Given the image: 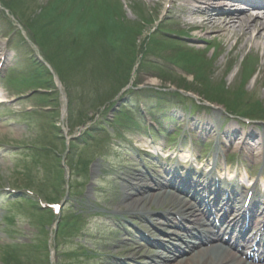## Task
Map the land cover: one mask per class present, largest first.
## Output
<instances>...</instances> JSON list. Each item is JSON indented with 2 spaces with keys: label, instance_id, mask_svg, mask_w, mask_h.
I'll list each match as a JSON object with an SVG mask.
<instances>
[{
  "label": "rangeland",
  "instance_id": "374dc122",
  "mask_svg": "<svg viewBox=\"0 0 264 264\" xmlns=\"http://www.w3.org/2000/svg\"><path fill=\"white\" fill-rule=\"evenodd\" d=\"M123 1V0H122ZM131 1H143V0H131ZM145 2H148V1H152V0H144ZM161 14H162V12H161V10H160V12H159V16H158V20L160 19V18H162V16H161ZM157 20V21H158ZM150 23V26H151V28L153 27V24H151V21L149 22ZM155 26H156V24H155ZM152 29H154V28H152ZM227 36L228 37H230L231 38V41H229V42H227V40L226 39H222V38H217V40L221 43V45H222V47H220V49H219V51H218V60L220 61L221 59H223V57L225 58V57H227V53L229 52L228 50H230L231 49V45L232 44H234V42H235V40L237 39L236 37H234V36H231V34H227ZM210 37H212V35L210 34ZM242 44H240V46H241ZM194 47H199V46H194ZM206 46H204V45H200V48H205ZM246 47H249V45H247ZM183 49V48H182ZM183 50H185V49H183ZM249 50V49H248ZM254 51H256V50H254ZM253 51V52H254ZM246 51H242V50H240V49H238V50H235L233 53H234V55H235V59H236V63L238 64V63H241V61L243 60V58H245L244 56H242V54L243 53H245ZM257 52V51H256ZM255 53V52H254ZM208 55V59H210L211 58V53H209V54H207ZM255 55H257L258 56V54H255ZM233 56V55H232ZM256 56V57H257ZM260 58H258V59H256L257 60V63L255 64V65H253V69H254V71L256 70L257 72H256V74L258 73H260L262 76L260 77V80H259V83L258 84H255L254 85V82L252 81L251 83H249L248 84V86H247V90L248 91H255V90H257V92H258V94H261V96H262V99L264 100V83H263V85H260V86H257V85H259V84H261V82H262V80H264V60H263V58L261 57V56H259ZM202 65H203V62H202V60H200V59H197ZM196 63V62H195ZM74 65H70V67H73ZM236 67H240V65H236ZM77 69V68H76ZM76 69H74L73 71L76 73L77 72V70ZM79 69V68H78ZM239 70H240V68H238V69H233L232 70V73H231V77H232V80H233V77L235 76V78H236V76H237V73L239 72ZM219 72H220V70L219 71H216V75L217 74H219ZM223 73V72H222ZM221 73V74H222ZM255 74V77L258 75H256ZM240 76V74L237 76V78ZM75 78L77 77V76H74ZM217 78V77H216ZM236 78V79H237ZM215 79V78H214ZM217 79H220V78H217ZM223 79V78H222ZM227 79V81L230 83L232 80H229L228 78H225V80ZM141 81H145V80H147V76H143V78L141 77V79H140ZM224 80V79H223ZM224 80V81H225ZM188 82H190L189 80H187ZM213 81H215V80H213ZM219 81H221V80H219ZM149 81L147 80L146 81V83H148ZM227 83V82H226ZM60 85V88H61V90L64 92V96L66 97V99L68 98V97H70L69 95H70V90L68 89V88H66L67 87V85L66 84H59ZM161 86H164V84H160L159 83V87H161ZM229 86V85H228ZM257 86V87H256ZM86 87V86H85ZM158 87V88H159ZM3 89H5V90H8V88L6 87V86H4L3 87ZM10 92V91H9ZM118 94V93H117ZM117 94H115V95H117ZM7 94H4V96H6ZM106 100V97L104 98V101ZM103 101V102H104ZM105 102H107V100L105 101ZM124 101L122 100V103H123ZM55 103H57V102H55ZM105 104L106 103H103L101 106H100V108H103L104 106H105ZM24 105H25V108L23 107H20L21 109H23V110H21L20 112H27L26 111V109L27 108H31L33 105H36V103H35V101L34 100H32V99H30V100H28L26 103H24ZM16 108H18V106H16ZM16 110H14L13 109V111L10 113V115H9V120L8 121H6V122H4V121H2L3 119H0V122H3V123H1L0 124V141H3V142H5V144L7 145V146H10V147H12V148H17V147H19V146H21V144H24V140H27V138H31V139H33V138H38V144H37V146H39L42 150H38L36 153H35V155H32V158L31 157H29V159L27 160V162H29V163H27V164H29V171H30V173H32V175L33 176H35V177H37V176H39L40 175V173L41 172H43L44 173V175L46 176V177H48V178H50L51 177V175H52V167H51V160L53 159L50 155H48L47 153H45V148H46V146H41L42 144H43V142H44V138H43V136H41V134L42 133H44L45 131H44V128H43V118H44V115H42V117H41V119H40V121H36L35 119H34V117H30V120H32V122H33V124H34V127L31 125V124H29L30 125V129H28L26 126H23V127H25L26 128V130H24V132H21V134H19V133H17V131L14 129V127H16L17 125H15V124H17L16 123V121H20L21 123H23V122H25V121H22L20 118H18L17 116H16ZM95 113V109H90V110H87V111H85V112H83V113H80L79 111H77V119L75 120V126L77 127V129H83L84 127H85V125L87 124V123H89L90 122V118H91V116L93 115ZM116 114H118V109H117V111H115V115ZM149 116H151V117H148V116H144L143 117V121H144V123L145 124H147L146 122H148L149 124H154V126H160V127H162V128H164V126L167 128H169V129H173V121L175 122V119H174V117L172 116V115H170V114H165V113H162V112H160L158 109H156V112H155V115L154 116H152V115H149ZM6 119H7V117H6ZM117 122H120V124H121V126L123 127V125L125 124L124 123V121H118V119H115ZM177 121V120H176ZM54 122V119H52V123ZM8 123H12L13 125H10L9 126V128H7L8 130H6L5 129V127H3V125H5L6 126V124H8ZM20 123V124H21ZM177 123H179V124H182V122H178L177 121ZM27 125V124H26ZM106 127H109V125L108 124H106ZM119 128V133L120 132H123L124 131V128ZM152 127V126H151ZM2 130H4V131H2ZM95 132L96 133H98L99 135H101V134H107L108 133V131L107 130H105V129H103V128H98V129H96L95 130ZM69 134H71L72 135V133L70 132ZM168 134H170V131L168 132ZM109 135V134H108ZM74 136V135H73ZM134 139V143L136 144V145H139V146H141V147H144V145H145V142H144V140H143V138L141 137V136H139V137H136V138H133ZM111 140H113L112 138H111ZM109 142V141H108ZM54 143V142H53ZM71 145H68L67 144V146H65L66 147V149H68L69 147H70ZM57 147L59 148V150H60V152H62V151H64L65 152V147L63 148L62 146H58L57 145ZM4 148H6V149H8V147H4ZM115 149H117L116 147H114ZM81 149V148H80ZM80 149H78V150H76V149H74L73 151H71L69 154L70 155H72L73 156V159H74V161H76L77 159L75 158V156H76V154L78 153V157H79V155L81 154V151H80ZM0 152H1V154H0V156L2 157V156H4V155H6V152H4V151H1L0 150ZM113 152V151H112ZM60 154H62V153H60ZM123 154H122V152H120V150H117V158H116V161L118 160V162H119V164L121 165V164H124V162L125 163H127L128 161H127V159H128V157H125V156H122ZM46 156V158H44ZM37 158L39 159V160H41V159H43L44 160V167H42L41 169H39L38 168V166L36 165V163H35V161H37ZM111 158H113V157H111ZM19 159H21V157H18L17 158V160H19ZM24 159H25V157H24ZM24 159H21V160H19L20 161V163H22L23 162V160ZM115 160V159H114ZM16 162L17 161H9L8 159H7V161L4 159V162H2V163H0V187H3L4 189H5V196L3 197L4 199H5V197H7L8 198V200H13L15 197H17V196H19L21 193H28V191H26V190H10L11 188H12V186H15L16 184H17V178L19 177V175H18V173H17V167H15V165H16ZM21 165V164H20ZM102 165H104V166H107L108 167V165H106L105 163H102ZM139 165V164H138ZM141 165V164H140ZM139 165V166H140ZM109 167L110 168H112L113 169V166H111L110 164H109ZM106 168V169H104L103 170V176H107V177H109V179H110V182L114 185V187L116 188V185H117V183H118V180H115V178H116V175H111V176H108V174H106V173H108L109 172V170H110V168ZM134 169H136L137 168V166H132ZM120 169L121 168H119V166L118 167H116V171L117 172H115V174H118L119 172H120ZM121 171H124L125 172V169L124 170H121ZM126 171H128V172H130V170H126ZM107 189H109V191H108V193L106 194V195H104L105 196V198L106 199H109V197H110V195H114V193H113V189L111 188V187H107ZM7 191V192H6ZM11 191H14V192H11ZM52 191H54V190H52ZM7 193H9V194H7ZM86 195H87V193H86ZM91 197H93V196H91V195H89V199L88 200H90L91 199ZM6 200V199H5ZM92 202L94 201L93 199L91 200ZM7 202V201H6ZM18 208V207H17ZM97 209V208H96ZM26 219V218H25ZM25 225V223L23 224V226ZM96 227H98V226H96ZM93 228H95V225H92L91 226V228H90V230H92ZM45 230L47 231V234L46 235H44L43 233H42V231H41V229L40 228H38V227H34L33 229H30V230H28L27 229V226H24V233H25V238L24 239H20V245H22V244H30L29 243V241H31V244L32 245H34V242H35V244L37 245V244H39L38 242H37V236H36V233H39L40 234V237H41V240H43V239H46V240H49V238L50 237H53L54 238V231H53V224H49V225H47L46 226V228H45ZM67 244H66V247L67 248H70V246L71 245H73V243L72 242H66ZM98 246H99V244H98ZM102 245H100V247H101ZM5 246H3L2 244H0V248H1V250H0V260L1 259H4V253L6 252V248H4ZM99 247V248H100ZM2 248H4L3 250H2ZM29 250H32V247H30L29 248ZM101 257H98V258H96L95 260H98V259H100ZM2 263V262H1Z\"/></svg>",
  "mask_w": 264,
  "mask_h": 264
},
{
  "label": "bare ground",
  "instance_id": "6f19581e",
  "mask_svg": "<svg viewBox=\"0 0 264 264\" xmlns=\"http://www.w3.org/2000/svg\"><path fill=\"white\" fill-rule=\"evenodd\" d=\"M213 1V2H212ZM216 0H173L176 4L178 2H182L185 8L184 14V22L187 24L186 29L191 30L192 28H196L197 32L195 33L197 38L199 36H205L209 38L210 34H215L214 37H225L227 34H232L238 39V42L245 43L246 45H251L253 49L262 50L261 57L264 60V18L258 14H246L245 16H237L236 14H221L213 10L212 13H203L198 14L193 12L194 8H208L211 9L212 6L218 7V9H225L222 6H228L226 3L215 2ZM220 1V0H219ZM234 7V6H230ZM217 12V13H216ZM196 17H201L203 19V23L196 24ZM195 22V23H193ZM211 29L212 32L207 31ZM201 37V38H202ZM262 48V49H261ZM245 49V46L242 48ZM232 80V77L228 78ZM197 85L196 83H194ZM214 116L217 118L220 117L219 113L213 112ZM205 120V118H203ZM207 125L206 129L202 128L199 132L201 137H204L207 141L213 139L217 135V151L222 152L224 155L228 152L230 153H239L244 156H248L251 151H253L255 158H258L261 161L264 157L259 159L260 155H264V135H254L251 132L248 133H238L236 131L227 130L218 128L217 126H209ZM187 129V126L185 127ZM232 134V136H228ZM200 138V137H199ZM257 150H260L256 153ZM134 179L141 180V175L136 177L134 175ZM135 187L136 191H142L147 188L139 189V187ZM143 187V186H142ZM148 195V194H147ZM153 196L139 197L133 201L131 208H144L145 206H152L155 203H159L162 206L163 210L169 211L170 209L175 211V213L185 212V204L184 202L175 196L167 197L166 194H151ZM127 197H125L126 200ZM125 207H129L125 205ZM165 207V208H164ZM162 230V228H161ZM181 264V263H178Z\"/></svg>",
  "mask_w": 264,
  "mask_h": 264
}]
</instances>
